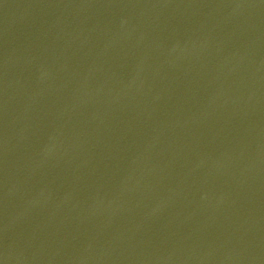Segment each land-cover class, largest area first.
Listing matches in <instances>:
<instances>
[{"label": "water", "instance_id": "1", "mask_svg": "<svg viewBox=\"0 0 264 264\" xmlns=\"http://www.w3.org/2000/svg\"><path fill=\"white\" fill-rule=\"evenodd\" d=\"M0 264H264V0H0Z\"/></svg>", "mask_w": 264, "mask_h": 264}]
</instances>
